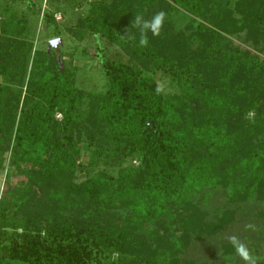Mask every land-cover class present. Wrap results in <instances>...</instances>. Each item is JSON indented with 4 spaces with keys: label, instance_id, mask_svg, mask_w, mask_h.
Returning a JSON list of instances; mask_svg holds the SVG:
<instances>
[{
    "label": "trees",
    "instance_id": "trees-1",
    "mask_svg": "<svg viewBox=\"0 0 264 264\" xmlns=\"http://www.w3.org/2000/svg\"><path fill=\"white\" fill-rule=\"evenodd\" d=\"M44 5L27 8L53 38L105 42L94 56L106 82L102 92L87 90L59 48L36 50L26 15L15 33L2 25L0 169L7 155L6 181L19 174L24 182L0 197V264L242 257L229 242L224 261L206 248L208 259H195V243L224 234L243 206H264V0ZM84 6L74 24L57 22ZM160 11V34L139 46L134 17ZM85 138L95 162L119 168L116 177L82 166Z\"/></svg>",
    "mask_w": 264,
    "mask_h": 264
},
{
    "label": "rangeland",
    "instance_id": "rangeland-1",
    "mask_svg": "<svg viewBox=\"0 0 264 264\" xmlns=\"http://www.w3.org/2000/svg\"><path fill=\"white\" fill-rule=\"evenodd\" d=\"M46 0H0V34L2 30V25L6 26V30L10 33H15V27L17 26V22L19 21V18L21 16H27L30 19V23H34L32 25V29L34 30V47L36 50H42V51H54L57 55L59 53H63L62 61L63 64L69 68L70 66H76L77 67V73L79 77H82L86 81V85L84 86L87 90H93L96 92H102L104 90L106 79L104 77V74L102 72V69L97 63V60L94 56L96 48L103 46L105 42L102 41H96L93 37L87 38L82 43H78L75 40L68 37L66 34H62V37L60 38H53L51 35V31L44 27L43 22L41 23V17L40 21H37L36 15L34 18V14H32V11L28 9L27 7H34L37 4L42 3V12H46L50 7H45ZM59 2H62V0H59ZM5 7H8L10 11L13 13V15H10V13L6 12L4 9ZM86 6L81 8L80 10H75V14L71 13L72 17H65L60 19V15L56 14V19L59 24H74L75 23V17L76 14L83 15L85 13ZM58 39L57 44L55 45V40ZM102 43V44H101ZM60 51H59V49ZM74 51V52H73ZM73 53V58H75V61H70L69 54ZM158 85L160 88L163 89L164 92H169V83L168 80L165 78L160 79L158 81ZM83 146L84 149L79 162L82 164V166H86L90 162L92 166L95 168V171H104L107 174L112 175L113 177H116L119 168L113 167L111 165H105L100 162H95V159L91 157V153L86 151L88 140L85 138L83 140ZM92 158V161H91ZM7 161L8 157L5 156V163L0 169V197L5 192V190L10 186V188H15L20 182H24V178L22 176H19V174H13L9 179L6 181V169H7ZM137 162H127L125 166H136ZM84 167V168H86ZM86 173V170L83 171ZM80 174V175H79ZM85 174L77 173V182L82 181L85 178ZM220 207V206H219ZM242 212L240 213L239 218L233 223V225L229 226L227 231L218 236L211 239H204V241H198L195 244L197 245V249L195 250V259H203L204 252L203 250L208 249L209 253H212L214 251L215 256L221 259L219 256H221L222 247L229 243L228 239L226 238L229 235H235L237 236L240 241L245 243L250 259L244 260L243 257L237 256V258L231 260L228 259L226 261L227 264H264V206L260 203H253L248 204L247 206L242 207ZM246 225H251V227H246ZM216 258V259H217ZM205 260L208 259V257L204 258ZM203 259V260H204ZM218 259V260H219ZM211 263V260L208 262Z\"/></svg>",
    "mask_w": 264,
    "mask_h": 264
},
{
    "label": "clouds",
    "instance_id": "clouds-1",
    "mask_svg": "<svg viewBox=\"0 0 264 264\" xmlns=\"http://www.w3.org/2000/svg\"><path fill=\"white\" fill-rule=\"evenodd\" d=\"M166 14L163 11L155 13L150 19H145L142 14H137L132 22V27L138 29L139 31V46L146 47L148 45V33L151 32L153 36H158L160 34L161 28L163 26ZM129 39H136L134 35L129 36ZM161 89H157L159 92ZM246 227H251V225H246ZM230 243L234 245L236 251L243 257L244 260H249L248 249L240 239L235 235H229L226 237Z\"/></svg>",
    "mask_w": 264,
    "mask_h": 264
},
{
    "label": "water",
    "instance_id": "water-1",
    "mask_svg": "<svg viewBox=\"0 0 264 264\" xmlns=\"http://www.w3.org/2000/svg\"><path fill=\"white\" fill-rule=\"evenodd\" d=\"M57 42H58V39H56V40H55V42H54V43H55V45L57 44Z\"/></svg>",
    "mask_w": 264,
    "mask_h": 264
}]
</instances>
